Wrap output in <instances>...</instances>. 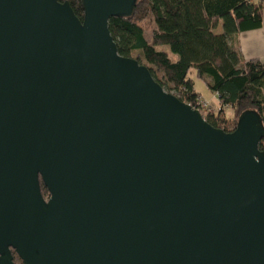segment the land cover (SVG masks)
<instances>
[{
	"label": "water",
	"instance_id": "95a60500",
	"mask_svg": "<svg viewBox=\"0 0 264 264\" xmlns=\"http://www.w3.org/2000/svg\"><path fill=\"white\" fill-rule=\"evenodd\" d=\"M81 1L0 0V264H264L261 114L209 124L119 54L139 0Z\"/></svg>",
	"mask_w": 264,
	"mask_h": 264
},
{
	"label": "trees",
	"instance_id": "16d2710c",
	"mask_svg": "<svg viewBox=\"0 0 264 264\" xmlns=\"http://www.w3.org/2000/svg\"><path fill=\"white\" fill-rule=\"evenodd\" d=\"M60 1L70 2L83 20L81 0ZM137 5L129 18L109 22L119 54L146 65L165 90L198 109L201 94L189 78L194 69L221 103L218 112L205 117L216 128L234 132L247 109L264 120V63L246 60L234 42L239 33L263 25L264 0H139ZM224 106L233 109V118ZM260 144L264 150V139ZM15 261H21L18 255Z\"/></svg>",
	"mask_w": 264,
	"mask_h": 264
},
{
	"label": "crops",
	"instance_id": "0c3cea01",
	"mask_svg": "<svg viewBox=\"0 0 264 264\" xmlns=\"http://www.w3.org/2000/svg\"><path fill=\"white\" fill-rule=\"evenodd\" d=\"M262 22L263 25L260 28L243 31L234 38V42L240 49L241 54L248 61L259 59L264 63V12ZM215 97L218 99L217 94H215Z\"/></svg>",
	"mask_w": 264,
	"mask_h": 264
},
{
	"label": "rangeland",
	"instance_id": "374dc122",
	"mask_svg": "<svg viewBox=\"0 0 264 264\" xmlns=\"http://www.w3.org/2000/svg\"><path fill=\"white\" fill-rule=\"evenodd\" d=\"M219 31H222V25L218 27V32ZM166 49L167 51H169L168 48ZM169 52L171 57H173L174 59L175 58L174 54H172L171 51ZM189 78L194 82V88L196 92L201 94L199 106L201 107V112L204 114V116L206 117V115L211 112L212 113L218 112L222 108L221 103L215 97V93L209 90L206 81L199 78V76H197V73L194 69H191V72L189 73ZM223 108L226 116L228 118H233L235 113L233 109L228 106H224Z\"/></svg>",
	"mask_w": 264,
	"mask_h": 264
},
{
	"label": "flooded vegetation",
	"instance_id": "af4514ba",
	"mask_svg": "<svg viewBox=\"0 0 264 264\" xmlns=\"http://www.w3.org/2000/svg\"><path fill=\"white\" fill-rule=\"evenodd\" d=\"M43 187V186H42ZM44 188V187H43ZM43 190V189H42ZM47 195H45V194H43L44 195V197L46 198V199H48V197H49V191L47 190ZM16 262V261H15ZM17 263V262H16ZM18 263H21V261H19Z\"/></svg>",
	"mask_w": 264,
	"mask_h": 264
},
{
	"label": "built area",
	"instance_id": "2783aa9c",
	"mask_svg": "<svg viewBox=\"0 0 264 264\" xmlns=\"http://www.w3.org/2000/svg\"><path fill=\"white\" fill-rule=\"evenodd\" d=\"M199 107H200V106H199ZM199 107H198V110L201 111V107H200V108H199Z\"/></svg>",
	"mask_w": 264,
	"mask_h": 264
}]
</instances>
